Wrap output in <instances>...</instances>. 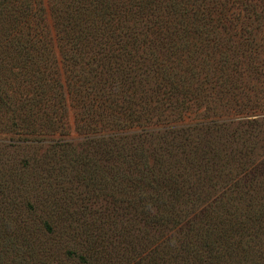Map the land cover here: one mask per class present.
Segmentation results:
<instances>
[{
  "label": "trees",
  "instance_id": "obj_1",
  "mask_svg": "<svg viewBox=\"0 0 264 264\" xmlns=\"http://www.w3.org/2000/svg\"><path fill=\"white\" fill-rule=\"evenodd\" d=\"M13 146L113 209L62 217L63 258L0 199V264H264V0H0Z\"/></svg>",
  "mask_w": 264,
  "mask_h": 264
},
{
  "label": "rangeland",
  "instance_id": "obj_2",
  "mask_svg": "<svg viewBox=\"0 0 264 264\" xmlns=\"http://www.w3.org/2000/svg\"><path fill=\"white\" fill-rule=\"evenodd\" d=\"M47 2L48 0H44L45 5ZM45 23L46 29L52 36H55V23L49 10L47 11ZM70 123H72V127L70 126L72 136L75 140L80 139L79 134L75 133L73 128V120H71ZM6 152H9L7 154L11 160L10 163H3V167L0 168V187L4 184L5 188H9V190L4 191L5 193L3 192L4 195L0 196V199L2 201L8 200L10 202V204H7L8 207L15 208L16 206L17 210L15 209V211H18L19 214L25 215L30 213V215L36 217V219L38 218V222L35 219L34 223L37 226H32L36 230L37 227L41 229L42 223L49 220L50 226L54 231L53 234L41 230V232L36 233L35 237L39 239L38 242H41L40 244H43V246L46 243L57 244L54 248L58 257L64 258V256H67L65 251L70 249L68 246L77 245L80 247V245H82L81 239L77 240L76 244L71 245L65 240L66 238L63 239L60 235V230L67 229L68 225H64L61 219L62 217L64 218L69 211L71 213L75 211V213L78 214V212L80 213L79 210L85 207L83 213H86L88 217H90L88 213H93L95 216H100V219L101 216L104 217L112 213L113 206L110 196H112L113 192L112 190L109 191V189H104L102 193L98 194L94 189H89L93 181L91 171H88L82 176L85 182L83 183V187L89 190L76 187L75 183L66 186L60 181L61 187L59 192L55 189V187L59 186L54 178V175L56 176V170H53V177L51 173L46 183H44V181L40 185L35 184L38 182L35 177V175L39 173L38 169H45L42 161L38 160L43 156L42 154L45 153V148H36L35 146L34 148L13 146L12 148H8L5 152L3 151L0 153L3 154L2 156H6ZM36 161L38 163H36ZM245 165L248 167V164ZM35 171L38 173L34 174ZM16 174H19V177ZM46 175L45 173V177ZM57 178H59V176ZM118 192H116V195H118ZM120 194L122 195L121 192ZM104 195L108 197L104 199ZM3 205L7 206L5 203ZM83 221L82 223H88V220ZM120 226H125L124 221H121Z\"/></svg>",
  "mask_w": 264,
  "mask_h": 264
}]
</instances>
